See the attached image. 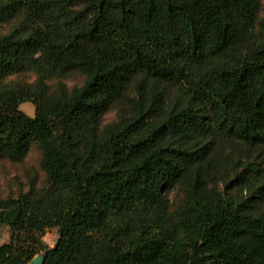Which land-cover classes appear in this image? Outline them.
<instances>
[{
    "label": "trees",
    "instance_id": "1",
    "mask_svg": "<svg viewBox=\"0 0 264 264\" xmlns=\"http://www.w3.org/2000/svg\"><path fill=\"white\" fill-rule=\"evenodd\" d=\"M263 2L0 0V163L36 146L45 173L0 196V264H264V20L249 46ZM213 53L225 62L208 69ZM207 128L262 151L235 191L179 210L166 188Z\"/></svg>",
    "mask_w": 264,
    "mask_h": 264
},
{
    "label": "rangeland",
    "instance_id": "2",
    "mask_svg": "<svg viewBox=\"0 0 264 264\" xmlns=\"http://www.w3.org/2000/svg\"><path fill=\"white\" fill-rule=\"evenodd\" d=\"M264 20V2L259 14V20L252 31L249 42L250 47H256L262 38V22ZM225 62V56L213 53L207 64L208 69H217ZM84 77L78 73L70 74L63 82L68 87L81 84ZM58 80L51 81V89L59 85ZM20 108L27 114L34 116L36 106L30 101L20 104ZM117 110L109 112L107 122L116 119ZM200 146L205 150L200 161L194 163L170 187L166 188L169 201L179 210L199 200H209L218 196L222 191L233 192L237 186L232 184L235 169L245 159H252L262 151L258 143L239 140L236 138L222 140L216 138L210 128L200 136ZM42 153L38 147H33L24 161L13 163L4 161L0 163V196L17 195L27 190L32 182H43L45 173L41 167ZM230 183V184H229ZM229 184V185H228ZM11 231L8 225L0 227V245L8 242ZM59 239L57 227L48 228L43 240L49 247H53Z\"/></svg>",
    "mask_w": 264,
    "mask_h": 264
},
{
    "label": "water",
    "instance_id": "3",
    "mask_svg": "<svg viewBox=\"0 0 264 264\" xmlns=\"http://www.w3.org/2000/svg\"><path fill=\"white\" fill-rule=\"evenodd\" d=\"M59 240V239H58ZM58 243V241H57ZM57 243L53 246L56 247ZM46 253L44 251L38 253L30 262V264H44Z\"/></svg>",
    "mask_w": 264,
    "mask_h": 264
}]
</instances>
